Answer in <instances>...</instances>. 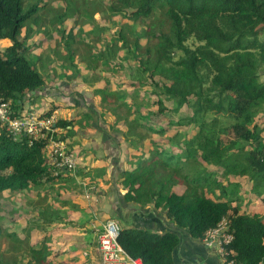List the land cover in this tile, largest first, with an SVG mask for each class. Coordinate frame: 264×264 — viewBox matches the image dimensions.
<instances>
[{"label": "trees", "instance_id": "1", "mask_svg": "<svg viewBox=\"0 0 264 264\" xmlns=\"http://www.w3.org/2000/svg\"><path fill=\"white\" fill-rule=\"evenodd\" d=\"M40 1L33 0L25 10L27 0H0V43H9L0 49V103H9L15 114L45 85L24 56L29 53L24 42L32 34L31 26L41 29L40 22L45 24L37 17L44 8ZM63 1L61 17L87 3L83 16L93 25L98 24L95 14L109 29L121 21L110 40L104 35L92 39L100 45L98 55L86 44L89 50L79 62L92 73L86 84L97 98L94 109L110 118V131L124 136L136 158L117 176L124 202L162 210L194 240H203L224 220L226 234L232 237L224 247L227 259L233 264H264V216L242 208L238 196L241 187L249 185L264 203V40H259L264 33V0H80L81 6L79 0ZM74 17L73 12L70 19ZM59 21L51 15L48 24ZM74 28L55 29L63 60L79 58ZM44 35L54 37L50 31ZM120 50L125 55L118 56ZM123 60L136 65V77L114 80L123 72L115 70L124 68ZM52 64L56 66L50 65L49 75L56 78L72 81L82 75L57 65L55 59ZM61 107L52 103L41 116ZM154 115L165 117L164 124L156 125ZM73 122L60 118L56 127L72 134L67 128ZM44 146L39 141L30 145L26 138L13 141L0 131V199L6 192L42 191L37 192L38 213L31 230L19 237L5 235L9 242L2 244L0 264H60L56 260L63 252L52 254V231L46 228L63 218L49 197L59 190L57 185L71 183L74 177L53 175ZM67 147L72 151L68 143ZM178 186L183 194L175 192ZM178 242L174 233L130 225L118 236L128 256L142 264H174Z\"/></svg>", "mask_w": 264, "mask_h": 264}, {"label": "crops", "instance_id": "2", "mask_svg": "<svg viewBox=\"0 0 264 264\" xmlns=\"http://www.w3.org/2000/svg\"><path fill=\"white\" fill-rule=\"evenodd\" d=\"M3 43L5 47L9 44L6 41ZM0 47L3 48L2 45ZM49 72L53 73L52 70ZM49 83L45 81L43 90L36 96L50 104L47 109L52 107V103L61 104L62 107L55 111L59 119L75 120L67 128L72 134L63 133L62 136L72 152L77 154V171L71 174L74 175L77 190L69 189L62 181L57 185L59 190L54 191L58 194L54 208L61 213L63 221L55 227L57 232L53 240L56 243L52 247L61 249L64 260L73 261V252L80 248L81 262L73 264H100L97 237L108 219L117 221L121 228L130 225L153 233H174L179 240L172 254L174 264H221L216 242L208 247L204 240L192 239L186 230L178 229L170 222L160 209L152 206L141 209L124 202V190L119 186L117 176L136 158L124 136L110 131V118L100 116L99 110L94 109L97 98H93L92 88L81 80L58 82L53 79V83H57L55 88L61 87L56 91ZM31 101L27 102L28 109L20 108V114L34 110ZM82 115L89 116L90 122L86 124L84 120L77 119ZM79 173L85 174L83 178L77 177ZM87 191L91 198L86 203L82 198L86 200ZM65 203L71 204L70 209L63 205ZM84 205L89 212H92L89 207L93 205V209L100 210V214L85 215Z\"/></svg>", "mask_w": 264, "mask_h": 264}, {"label": "rangeland", "instance_id": "3", "mask_svg": "<svg viewBox=\"0 0 264 264\" xmlns=\"http://www.w3.org/2000/svg\"><path fill=\"white\" fill-rule=\"evenodd\" d=\"M100 1L104 3L109 2V0H100ZM32 2L33 0H27L25 10L28 8L27 6L32 4ZM78 3H79L78 6L82 5L80 0L78 1ZM38 4L40 6H44V8L37 13V17L47 25L40 22L41 29H36V27H33L30 25L33 31H32L31 36H29V38L27 37L28 39L25 40L24 42L25 48L29 50V53H24L25 58L29 61L31 65L34 66V68L37 71L40 72V74L45 79V81L50 82L49 86H51L52 84L53 89L56 91L60 90L61 87L59 86V88H55V85L57 83H53V79H55V81H58V82L63 81V79H60L61 77L60 75L56 78L51 74L49 75L48 73L50 65L54 67L56 66L55 64H52L54 59L56 60L57 65L61 64L65 69H69V70L77 69L78 72H81L82 75H79L78 80H81L83 84H86L87 80H89L92 77V73L91 71L87 72L86 69L82 68L84 67V64L79 62V60H81L80 57L84 56L88 52L89 49L87 45L91 47V51L93 54L98 55L97 47H100V45L92 44V39H94L95 37L104 35L106 37L104 38L105 40H110L112 32L118 29L117 24H121V21H118L115 24V26H113L112 29H109L108 22H106L105 19H102L101 21L98 17L99 14H95L94 17L96 18V21L98 22V24L93 25L92 22L90 23L88 19L83 16L84 9L87 10L90 7L88 6L87 3L85 4L84 7H78L77 8L78 11H76V9H73L70 15L65 16V17L64 16L61 17L66 7V5L64 6L63 0H42ZM73 12L75 13V17L74 19H70V16ZM51 15L60 17V21L55 26H51L50 24H48V21ZM77 17H78V21L75 22ZM73 25H75V28L72 29V31L75 33V35H79L78 39L76 40V44L74 45L75 49L77 50V55H79V58L77 57V58H71V60L69 59L63 60V58L60 57L62 53L61 47L57 46V45H62V44L59 43L60 38L56 36L58 34H56L55 29L62 28V29L69 30L71 27L73 28ZM50 28H54V29L50 30ZM46 31L52 32V35L54 36L53 39L51 38L47 39L45 37L44 34ZM100 32L102 33L100 34ZM21 36L22 37L25 36L24 30L22 31ZM259 40H264V33L261 34V36L259 37ZM141 42H142L141 45H145V40H142ZM187 44L189 46L192 45L191 41H189ZM1 45L3 48L0 47V49H4L5 44L1 43L0 46ZM123 55H125V50H120L118 52V56H123ZM57 57H59L61 60L58 59ZM121 65L124 67L123 69L116 68L115 70L117 72H120V71H123V72L121 74H115L113 77L114 80H129L131 78L136 77V65L131 60L129 61L123 60L121 62ZM58 68L61 70L62 67H58ZM59 69H57V72H60ZM147 90L150 91L149 88H147ZM128 92L130 91L128 90ZM139 92H141L142 94L143 91L141 90ZM147 97L149 99V96ZM152 100H153V103L156 101L154 97H152ZM31 103H32V107L34 108V110L40 114L44 113L50 105L42 97H36L32 99ZM23 107L28 109L27 108L28 103L25 102ZM27 111L28 110H26L25 114L27 113ZM152 111L155 112L157 111V109L154 107L152 108ZM25 114H20V109L18 110L17 114L14 113V115L16 116H25ZM173 118L174 120H176L177 116L174 115ZM152 119L155 120L154 122L156 125H163L164 124L163 119H165V117L160 116L159 118L158 116L154 115L152 116ZM83 120L86 123L90 122V120H86V119H83ZM170 130H174V129L171 128ZM186 131L188 133L191 132L190 129H186ZM144 150L147 151L148 146H145ZM74 155L77 158V154L74 153ZM69 174L71 175V173ZM71 176H74V175H71ZM68 177L71 178L70 176ZM240 182L243 183L244 180L241 179ZM65 185H67V187L71 190H77L74 179L71 180V183L67 182ZM179 187L181 186L175 187L174 189H175V192L180 195V194H183L184 190L183 188H179ZM241 189L244 192L240 191L238 196L240 197V203L243 206L242 208H245V209L248 208L251 214L254 213V214H259V215L264 216V203H261L259 198H257L255 195L251 193V187L249 185H246L243 188L241 187ZM89 191H87V195L85 196L86 200H83L82 198V201H86V203H87V200H90L91 198ZM37 192L40 193L42 191L31 190V191H26L23 193H7L6 192L4 193L3 198L0 199V233L2 234L0 238V249H3L4 247V246L2 247V244L5 245L9 242L8 238L5 237L6 234H14L19 237V236H24V234L28 230H31L32 223H35V218L37 217V213H38V209H37L38 208V204H37L38 197H36L38 194ZM50 194L52 195H51V198L49 197V200L51 199L52 206L54 207V204L56 203L57 198H58V194H56L54 191L50 192ZM78 195H81V194L79 193ZM222 199H225V198L223 197ZM227 199H230V196ZM63 205L66 206V208L68 209H70L71 207L70 203H65ZM84 209L85 211L83 212L85 215H87V213L88 215H91L93 213V216H95L96 214L98 215L100 214V210H98L97 208L93 209V205H90L89 207V210L91 209L92 212L87 211V206L85 207V205H84ZM107 220L108 219H106V221ZM105 222L103 224L107 223ZM57 225H58L57 223H53L46 228L47 232L52 231L50 235V243H49L52 249V254H56L61 251L59 247L57 248L52 247V245L56 243L53 240V238H55L54 233L57 232V229H55ZM33 231H35L37 234H41L42 232L40 230L36 231V229ZM35 240L38 241L37 239H34L33 241ZM63 254L64 253H60L57 256L56 261L60 264L62 263L63 264H73L75 263V261H78L79 263L81 262L80 248H77L73 252V256H75V259L71 262H68L67 260L65 261Z\"/></svg>", "mask_w": 264, "mask_h": 264}, {"label": "built area", "instance_id": "4", "mask_svg": "<svg viewBox=\"0 0 264 264\" xmlns=\"http://www.w3.org/2000/svg\"><path fill=\"white\" fill-rule=\"evenodd\" d=\"M58 116L54 112L42 117L36 111L30 110L25 116L14 115L9 103H0V131H4L13 141L28 139L29 144L43 142L48 163L52 166L54 176L77 171V158L63 141V130L56 127ZM121 226L117 221L110 220L102 226L97 237V251L100 264H142L140 259H133L118 243ZM227 225L223 220L215 228L206 232L203 239L208 247L216 242L221 264H233L227 259L225 246L232 237L226 234Z\"/></svg>", "mask_w": 264, "mask_h": 264}, {"label": "clouds", "instance_id": "5", "mask_svg": "<svg viewBox=\"0 0 264 264\" xmlns=\"http://www.w3.org/2000/svg\"><path fill=\"white\" fill-rule=\"evenodd\" d=\"M3 43V42H2ZM1 44V43H0ZM28 101V99L25 101V102H27ZM40 114V113H39ZM63 134H61V137L63 138V136H62ZM63 141H64V139H63ZM66 143V142H65ZM66 145H67V143H66ZM69 149V148H68ZM71 174H73V173H71Z\"/></svg>", "mask_w": 264, "mask_h": 264}]
</instances>
